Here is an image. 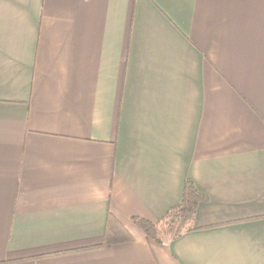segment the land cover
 <instances>
[{
	"label": "crops",
	"instance_id": "1",
	"mask_svg": "<svg viewBox=\"0 0 264 264\" xmlns=\"http://www.w3.org/2000/svg\"><path fill=\"white\" fill-rule=\"evenodd\" d=\"M0 264H264V0H0Z\"/></svg>",
	"mask_w": 264,
	"mask_h": 264
},
{
	"label": "trees",
	"instance_id": "2",
	"mask_svg": "<svg viewBox=\"0 0 264 264\" xmlns=\"http://www.w3.org/2000/svg\"><path fill=\"white\" fill-rule=\"evenodd\" d=\"M207 196L198 191L194 182L186 180L182 200L172 207L166 216L157 223L135 218V221L148 236L156 241L175 238L183 232L194 228V219L200 203L207 201Z\"/></svg>",
	"mask_w": 264,
	"mask_h": 264
}]
</instances>
